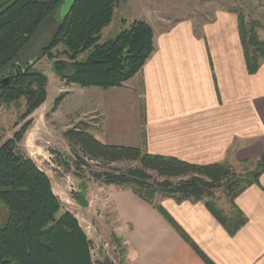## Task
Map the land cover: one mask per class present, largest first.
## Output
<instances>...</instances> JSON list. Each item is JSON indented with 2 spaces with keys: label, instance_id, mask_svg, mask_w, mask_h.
<instances>
[{
  "label": "trees",
  "instance_id": "trees-1",
  "mask_svg": "<svg viewBox=\"0 0 264 264\" xmlns=\"http://www.w3.org/2000/svg\"><path fill=\"white\" fill-rule=\"evenodd\" d=\"M63 1L0 0V79L19 59L41 25L59 11ZM123 1L127 0H77L70 12L59 19L41 55L51 60L53 69L67 83L105 90L120 87L138 74L152 55L154 30L143 19L122 27L115 37L102 40L103 30L112 23L115 9ZM239 18L247 66L254 73L264 61V40L254 30L246 29L241 13ZM38 59L39 56L35 57L14 73L7 85H0L1 101L25 100V111L18 123L28 119L48 96L47 76L33 68ZM64 96L61 94L56 102ZM31 123L25 121L9 138L0 134V203L7 209V218L0 224V264H114L108 258L93 259L92 241L78 219L70 211L62 210L48 174L19 150ZM90 129L88 122L81 121L64 132L73 164L62 156L59 163L67 170L73 165L76 173L82 175L80 171L88 167L95 180L130 188L150 203L157 196L171 197L177 202L204 201L232 235L246 223L247 217L235 200L259 181L264 173V154L240 162L247 165L242 174L228 161L198 164L152 153L144 146L105 143ZM92 161L103 169H93ZM119 162L129 165L113 166ZM219 188L228 197V212L216 199L215 191ZM82 202L86 204L83 199ZM157 207L166 214L162 206ZM174 225L207 264H214L182 228ZM113 241L120 245L115 234Z\"/></svg>",
  "mask_w": 264,
  "mask_h": 264
},
{
  "label": "crops",
  "instance_id": "crops-1",
  "mask_svg": "<svg viewBox=\"0 0 264 264\" xmlns=\"http://www.w3.org/2000/svg\"><path fill=\"white\" fill-rule=\"evenodd\" d=\"M152 18L140 17L152 25L155 46L141 71L102 89V141L198 164L259 158L264 61L249 71L239 13L217 9L202 23L184 14L168 26ZM104 187L123 264H207L174 223L214 264H264V173L236 198L247 221L233 235L204 201L157 196L150 203L130 188Z\"/></svg>",
  "mask_w": 264,
  "mask_h": 264
},
{
  "label": "rangeland",
  "instance_id": "rangeland-1",
  "mask_svg": "<svg viewBox=\"0 0 264 264\" xmlns=\"http://www.w3.org/2000/svg\"><path fill=\"white\" fill-rule=\"evenodd\" d=\"M217 9L241 13L246 29L249 32L254 30L259 39L264 40V0H127L116 7L112 23L102 32V40L115 37L122 27L129 26L143 15L153 16L152 22L156 25L168 26L177 16L184 14L193 17L198 23L208 21ZM59 16L60 10L41 25L17 60L26 66L28 61L39 56L33 68L48 78L47 99L25 120H31L32 123L19 145V150L31 157L48 174L53 190L61 201L62 210L70 211L78 219L92 241L93 259L97 261L108 258L114 264H123L122 249L120 248L119 253L113 250L117 243L113 241L110 197L104 187L107 184L95 180L88 167H84L80 171L82 175H79L75 166L71 165L67 170L66 166L59 163L60 156L72 163L73 153L64 132L79 122H88L91 132L102 141V88L67 83L53 69L51 60L46 55H41L42 48L49 42L58 25ZM61 94L65 96L57 103L56 100ZM24 111V98L11 102L0 100V134L4 139L13 136L23 126L25 121H18ZM90 164L93 169H103L95 161ZM128 165L127 162L113 164L118 168ZM246 166L235 164L236 170L242 174L246 173ZM215 192L219 203L226 209L229 208L224 190L219 188ZM104 196L108 197L105 203ZM82 199L86 204L83 205ZM6 218L7 209L0 203V224Z\"/></svg>",
  "mask_w": 264,
  "mask_h": 264
},
{
  "label": "water",
  "instance_id": "water-1",
  "mask_svg": "<svg viewBox=\"0 0 264 264\" xmlns=\"http://www.w3.org/2000/svg\"><path fill=\"white\" fill-rule=\"evenodd\" d=\"M77 0H64L63 3L60 6V16L59 19L64 18L72 9L74 4L76 3ZM24 67L18 63V71H21ZM17 71V72H18ZM11 75L7 74L4 75L2 79H0V85H7L11 81Z\"/></svg>",
  "mask_w": 264,
  "mask_h": 264
},
{
  "label": "flooded vegetation",
  "instance_id": "flooded-vegetation-1",
  "mask_svg": "<svg viewBox=\"0 0 264 264\" xmlns=\"http://www.w3.org/2000/svg\"><path fill=\"white\" fill-rule=\"evenodd\" d=\"M29 62V61H28ZM27 62V63H28ZM18 61L14 62L6 71L5 75L10 74L11 77L18 71ZM23 66V65H22ZM24 67V66H23Z\"/></svg>",
  "mask_w": 264,
  "mask_h": 264
},
{
  "label": "built area",
  "instance_id": "built-area-1",
  "mask_svg": "<svg viewBox=\"0 0 264 264\" xmlns=\"http://www.w3.org/2000/svg\"><path fill=\"white\" fill-rule=\"evenodd\" d=\"M107 199H108V197L104 196V198H103V202H104V203L107 202ZM113 248H114V249H113L114 251H116V252L119 253V250H120V246H119V245L116 244Z\"/></svg>",
  "mask_w": 264,
  "mask_h": 264
}]
</instances>
